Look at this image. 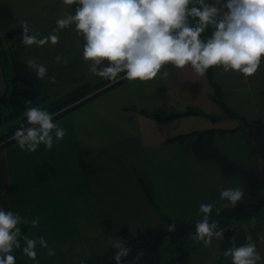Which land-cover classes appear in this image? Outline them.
I'll list each match as a JSON object with an SVG mask.
<instances>
[{"label": "rangeland", "instance_id": "374dc122", "mask_svg": "<svg viewBox=\"0 0 264 264\" xmlns=\"http://www.w3.org/2000/svg\"><path fill=\"white\" fill-rule=\"evenodd\" d=\"M72 6L64 5L61 0H0V31L4 32V35L0 36V58H7L10 71H12L10 60L13 58L11 44L15 40L7 37L6 31L19 25L20 20H28L34 32L47 34L55 26L57 16L73 11ZM83 43V37L77 35L73 26L61 30L58 44L24 45L21 50V58L25 61L35 59L45 63L49 75H55L56 80L46 89L50 100L66 94L79 85L82 76L83 81L90 83L103 79L88 70L89 62L83 60L81 56ZM57 55H62L64 62L58 63L55 60ZM165 68L169 73L167 77L158 75L155 79L146 82L125 79L121 85L110 89L112 91L108 90L109 93L105 91L93 99V102L83 104L84 107L77 113L81 120L98 123L105 121L112 124L95 125L88 129L91 138L97 142L96 145H101L105 152L112 155L106 160L110 163L104 165L105 174L110 173L109 180L106 178L107 187L109 183L120 182L117 178H121L120 173L125 171L126 167L130 169L126 170L127 172L131 171L132 175L135 174L137 170L133 167L137 161L139 167H146L147 177L157 193L158 206H154L155 210L173 216L175 221L180 218L187 220V217H191L192 220L200 219L203 215L199 211L201 202H212L215 205L221 203L219 196L221 186H242L246 191L257 189L258 194L264 197V130H257L256 122L260 120L264 125V64L261 65L260 71L247 79L238 72H225L221 67L210 68V72L203 76L196 74L191 67L178 69L169 64L165 65ZM29 69L34 72L30 67ZM5 73L7 76L11 74V72L9 75V72ZM1 78L5 79L4 73ZM132 84L138 87L135 88ZM215 85H218L221 91L222 97L219 98L235 112L233 118L223 112L221 105L213 98L217 92ZM4 88L6 82L5 84L3 82ZM105 93L107 95H104ZM134 107L139 108L140 111L135 113ZM142 108H146L147 114L141 110ZM216 108L219 110L217 111L219 118L214 119L215 117L209 116L206 111L214 112ZM177 110H183L182 113L187 111L198 113L157 120L155 126L146 122L147 118H150L149 114L166 116ZM241 117L253 123L246 126ZM114 123L120 126L113 125ZM205 124L217 128L242 127L239 132L216 136L222 138L211 143L208 137L197 142L194 137L190 140L185 139L184 142L174 141L162 146V142L167 138L183 134L186 127ZM6 126L7 123L0 120L1 132ZM108 130L111 132H106ZM169 131L172 134H167ZM153 141L156 146L159 144L158 149L151 148ZM144 152L145 156H141ZM123 156L127 157L126 160L120 158ZM199 156L204 157L199 158L197 162ZM0 178H3L2 173ZM181 178L183 181L177 184L176 181ZM126 185L129 188V184ZM113 190L119 192L117 188ZM99 211L109 213L108 208L103 206ZM215 211L214 208L213 212ZM109 216L111 217L109 221L100 224L106 231L108 229L106 226L114 222H122L128 217L113 210ZM257 217L264 221L260 215ZM243 227L245 225L242 221L238 222L234 234L237 243L248 240ZM115 232L117 233L118 230ZM260 236L264 238V228L263 230L260 228L257 239L254 237L258 247L264 246ZM104 237L97 239L100 241L90 249L91 251L94 249L93 254L86 255L84 259L106 251L111 247L113 240L121 239L120 235L117 238V234L115 237L112 234ZM108 237L111 238L109 243ZM228 239L225 242L223 238H214L208 246L197 242L196 248L189 254L185 263L168 264H230L231 260L228 257L223 256L221 261L222 244L226 243V248L232 243V239ZM168 240V237L165 238V244ZM192 240L191 236L188 244L192 243ZM98 244L100 245L97 246ZM14 251L16 255L21 252L19 248ZM58 253L56 254L55 251V255H48L45 249L44 254H38L37 259L44 264H61L64 261L59 263L55 259L56 255L63 253ZM174 256H176L175 252L164 251L163 260Z\"/></svg>", "mask_w": 264, "mask_h": 264}, {"label": "clouds", "instance_id": "9594fccd", "mask_svg": "<svg viewBox=\"0 0 264 264\" xmlns=\"http://www.w3.org/2000/svg\"><path fill=\"white\" fill-rule=\"evenodd\" d=\"M64 5H76L75 11L57 16L55 26L47 34L34 32L28 20H20V42L44 46L58 44L60 32L74 26L83 37L81 56L89 62L88 70L99 77L117 82L151 81L158 75H169L165 65L178 69L191 67L200 76L210 68L221 67L225 72H238L245 79L254 76L264 64V0H61ZM210 30V34H209ZM4 35L0 31V36ZM55 60L64 62L62 55ZM39 79L49 75L48 66L35 59L26 61ZM24 119L8 137L21 150L35 152L41 144L52 149L62 141L67 129L58 123V112L41 105L25 107ZM4 141L0 140V144ZM220 199L225 207H236L245 197L242 186H221ZM216 205L201 202L202 217L195 222L193 239L211 245L214 238H223L225 228L212 218ZM219 208L216 211L219 212ZM32 227L39 217L30 221L19 212L0 204V264H17L15 249H21L32 264H39L38 245L55 254L44 235L28 236L21 222ZM257 218L253 216L251 223ZM170 229L175 225L170 224ZM115 264H133L125 259L131 247L124 239H115ZM223 256L231 264H258L264 250L256 241L237 243L232 237ZM80 264H87L81 260Z\"/></svg>", "mask_w": 264, "mask_h": 264}, {"label": "crops", "instance_id": "0c3cea01", "mask_svg": "<svg viewBox=\"0 0 264 264\" xmlns=\"http://www.w3.org/2000/svg\"><path fill=\"white\" fill-rule=\"evenodd\" d=\"M1 75H3V72L0 65V94L5 90V88L3 89V82L5 84V79L3 80ZM132 85L135 88L138 87V85ZM106 93L104 95H107ZM216 97L219 98L222 97V95L217 92ZM214 99L217 102V99ZM93 101L92 99L87 103ZM82 107L84 106H80L61 118L56 119L59 124L67 129V133L62 141L54 144L52 149H46L44 145L41 144L35 152H28L21 150L15 142L0 149V173L3 175V178H0V204L5 208H11L19 212L29 221L39 217L40 223L36 227H32L30 223L25 224L22 221L20 225L22 231L26 228L24 233L28 236L44 235L48 239L50 246L55 248L56 254H59L58 252L63 253L61 255H56L55 259L58 260L59 263L64 261L61 264H75L79 260L93 254L92 252L94 249L92 251L90 249L91 246L94 248L96 242L100 241L97 239L104 236L107 237L110 234H112L113 237L117 234L118 238V233L121 228H128L130 231L135 232L147 226L149 223H161L163 217H168L172 221H175L173 216L167 213L162 214L160 211L155 210L154 206H158L157 193L152 186V182L147 177L148 172L146 167H139L140 164L137 161H135V166L133 167L137 170L135 174L132 175L131 171L127 172L126 170L130 169L126 167L125 171H121L120 173L121 178H117L120 182L109 183L107 187L106 178L109 180L110 173L107 175L105 174L106 168L104 165L110 163L106 160L108 157L111 158L112 155L105 152L101 145H96L97 142L95 139L91 138L88 129L95 125L112 124L105 121L98 123L79 119L77 113ZM221 109L225 112L222 105ZM133 110L135 113L140 111L137 107L133 108ZM217 111L219 112L216 108L214 112L206 111V113L209 116L215 117L214 119H217L219 118ZM174 112L182 113L183 110ZM197 113V111L196 113L185 115L183 113L171 119ZM225 113L228 114V112ZM172 114L174 113L167 114L166 116ZM166 116H162V118L158 119L153 118L151 114H149L150 118H147L146 122L151 126H155L157 120L168 119L165 118ZM113 125L120 126L117 123ZM241 127L242 126L235 128H217L214 126L210 127V124L199 125L197 127H186L183 134L188 135L179 141L184 142L185 139L190 140L196 137L195 141L197 142L208 137L211 143L222 138L216 136H222L225 133L233 134L234 132H239ZM211 129L214 130L210 131ZM197 130L206 131L201 132ZM106 132H111V130ZM167 134L172 133L169 131ZM167 139L162 142V146L170 142L178 141H167ZM151 143V148H159V144L156 146L154 141ZM142 155L145 156V152L141 154V156ZM203 157L204 156H199L197 162L199 158ZM120 158L126 160L127 157L123 156ZM99 167L100 169H98ZM126 175L129 176L127 177ZM97 179H99V181H97ZM181 181H183V178L176 182L180 184ZM122 183L125 185H122ZM141 183L145 184L151 198L145 194L141 187ZM126 184H129V188ZM113 188H117L119 192L116 193ZM179 188L180 187L177 185V189ZM128 190H130V192H128ZM252 191L256 193L246 195L248 192ZM258 192L257 189L245 190V197L243 200H264V197L259 195ZM102 206L108 208L109 213L99 211ZM223 206L224 201L222 200L221 203L216 205V208H219V211H221ZM111 210L114 212L118 211L120 214H124L128 217L122 222H114L106 226V228H108L106 231L104 228H101L100 224L103 221L106 222L111 219L109 216ZM215 213H217V211H215ZM257 215L264 218V207L258 214L253 216L258 219ZM253 216L240 220L243 225H245L243 228L246 231L247 239L250 238L252 240H254V237L257 239V236L260 235V228L261 230L264 228V221L262 219H258L255 224L250 222L251 220L249 219ZM187 218V220L180 218L175 222L192 220L191 217ZM117 230L118 232L116 233L115 231ZM99 233H101V235H99ZM103 233H105L104 236H102ZM260 239L264 242V238L260 236ZM109 240L111 241V238L108 237V243ZM99 245L100 244L97 246ZM37 247L38 254H44L45 248H40L39 245ZM260 248L264 250V246ZM17 256L21 260H25L32 264V261L24 256L22 252L19 251ZM221 261H223V254ZM39 264L44 263L39 261ZM258 264H264V258H261Z\"/></svg>", "mask_w": 264, "mask_h": 264}, {"label": "trees", "instance_id": "16d2710c", "mask_svg": "<svg viewBox=\"0 0 264 264\" xmlns=\"http://www.w3.org/2000/svg\"><path fill=\"white\" fill-rule=\"evenodd\" d=\"M73 11H75L76 5H73ZM22 27L19 25L12 27L6 31V36L13 38L15 42L11 44L13 46L11 67L7 65V58H0L1 70L5 76L6 88L0 94V120L7 123V126L0 134V140L4 143L0 144V149L14 143V140L8 139L9 136L20 126L21 121L24 119L23 112L25 107L32 105H41L48 108L50 111L58 112V116L55 119H59L62 116L68 114L72 110L82 106L83 104L91 101L97 96L101 95L105 91L112 89L118 85H121L125 79H121L117 82H109L105 79L96 83H90L89 81H83V76L80 77L81 83L76 85L73 89L66 94L50 100V95L46 92V89L52 85L51 80L39 79L36 77L35 72H32L25 59L21 58V50L25 47L20 42V33ZM210 32V31H209ZM5 72H9L7 76ZM210 72V71H209ZM218 93H221L218 85H215ZM217 102L222 105L225 112H228V116L234 117L236 114L227 107L223 100L217 98ZM136 108V107H134ZM146 108L141 110L147 114ZM190 112H186L189 114ZM183 113H176L174 116L182 115ZM185 115V113H184ZM153 118H162L160 114L152 113ZM174 116H167L165 118H172ZM241 119L249 122L241 117ZM257 124L261 123L259 120ZM248 123V124H247ZM253 123V122H252ZM259 127V126H258ZM259 127V128H260ZM211 129L210 131H213ZM225 131V130H223ZM188 134H181L172 137V140H181ZM141 187L145 194L151 198V195L144 183H141ZM256 192H248L246 195H252ZM264 207V200L248 201L243 200L236 207H225L221 211L212 214V218L219 221L220 226L225 228L223 239L226 242L227 239L231 240L234 236L235 229L238 222L246 217H250L259 213ZM196 221H172L169 218H164L163 223L155 225H147L144 228L138 229L135 232L130 231L128 228H121L119 235L121 239H124L126 244L131 247L129 256L125 259L132 260V258L138 257L133 264H168L171 262L185 263L189 254L195 249L196 241L193 239V244H188V239L193 237L195 232ZM174 224L175 228L170 229L169 225ZM26 228H24L25 231ZM168 237V243L165 244V238ZM201 243V242H200ZM226 243L222 244V251L225 249ZM116 250L111 246L106 251L96 255L90 256L86 259L87 264H115L113 258ZM164 251L175 252L176 256L163 260ZM18 258V257H17ZM17 264H31L25 260L17 259ZM80 264V262L75 263Z\"/></svg>", "mask_w": 264, "mask_h": 264}]
</instances>
